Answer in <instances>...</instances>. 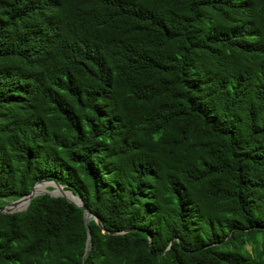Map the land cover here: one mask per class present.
Returning a JSON list of instances; mask_svg holds the SVG:
<instances>
[{
    "label": "trees",
    "instance_id": "1",
    "mask_svg": "<svg viewBox=\"0 0 264 264\" xmlns=\"http://www.w3.org/2000/svg\"><path fill=\"white\" fill-rule=\"evenodd\" d=\"M0 264H264V0H0ZM50 190V189H49Z\"/></svg>",
    "mask_w": 264,
    "mask_h": 264
},
{
    "label": "water",
    "instance_id": "2",
    "mask_svg": "<svg viewBox=\"0 0 264 264\" xmlns=\"http://www.w3.org/2000/svg\"><path fill=\"white\" fill-rule=\"evenodd\" d=\"M43 183L49 184V186L52 187V190L37 191L38 185H41ZM44 193L52 197L65 198L69 203H72L76 205L77 207L81 208L84 212L83 216H84L85 221L88 222L93 219L97 223V225L102 229L103 233H108V234L113 235V234H121V233L127 232V230L123 232H115V231L109 232L105 230L101 224L100 219L89 211V209L85 206V204L82 202V200L78 196L74 195L70 190L65 189L59 182L53 181V180L38 181L37 183H35V185L31 189V192L29 195L21 199H18L16 201L7 203L2 209H0V213L12 214V213L24 211L27 209L30 201L33 198H35L36 196L40 194H44Z\"/></svg>",
    "mask_w": 264,
    "mask_h": 264
},
{
    "label": "bare ground",
    "instance_id": "3",
    "mask_svg": "<svg viewBox=\"0 0 264 264\" xmlns=\"http://www.w3.org/2000/svg\"><path fill=\"white\" fill-rule=\"evenodd\" d=\"M48 187H49V184L43 183L41 185H38L37 191H46V190H49Z\"/></svg>",
    "mask_w": 264,
    "mask_h": 264
},
{
    "label": "rangeland",
    "instance_id": "4",
    "mask_svg": "<svg viewBox=\"0 0 264 264\" xmlns=\"http://www.w3.org/2000/svg\"><path fill=\"white\" fill-rule=\"evenodd\" d=\"M48 189L52 190V187L49 186Z\"/></svg>",
    "mask_w": 264,
    "mask_h": 264
}]
</instances>
